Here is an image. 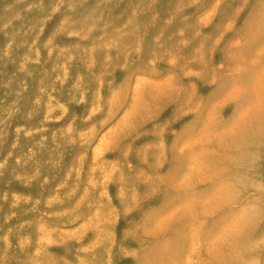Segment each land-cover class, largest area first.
<instances>
[{
	"label": "rangeland",
	"instance_id": "obj_1",
	"mask_svg": "<svg viewBox=\"0 0 264 264\" xmlns=\"http://www.w3.org/2000/svg\"><path fill=\"white\" fill-rule=\"evenodd\" d=\"M0 264H264V0H0Z\"/></svg>",
	"mask_w": 264,
	"mask_h": 264
}]
</instances>
